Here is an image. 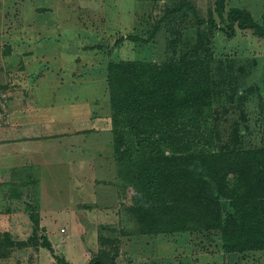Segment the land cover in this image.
<instances>
[{
  "label": "rangeland",
  "instance_id": "rangeland-1",
  "mask_svg": "<svg viewBox=\"0 0 264 264\" xmlns=\"http://www.w3.org/2000/svg\"><path fill=\"white\" fill-rule=\"evenodd\" d=\"M215 1L0 0V91L6 94L7 113L0 120V232L27 240L34 226L26 208L37 202L39 214L38 240L13 249L0 264H57L52 253L41 246L42 236L50 241L55 255L73 264L115 253L114 264H264V254L245 258L220 250L195 251L187 233L141 236L121 231L134 228L125 209L129 197L120 196L114 184L105 66L110 60L165 59L171 41L180 45L183 32L193 34L196 15L207 17L212 11L218 24L225 25L214 11ZM178 5L183 6L163 21L150 42L124 40L114 46L119 37L128 34L147 38L166 9ZM235 6L249 10L261 22L264 0H226V10ZM213 45L216 56L257 59L247 81L261 82L264 38L250 30L237 29L232 37L215 31ZM39 74L46 78L37 83ZM27 95L55 105L47 104L40 111V122L10 132L13 120L22 124L36 114L33 110L31 117L22 107ZM248 100L245 110L252 137L264 144V99L254 94ZM8 102L11 113H19L13 120ZM55 118L56 122L41 123ZM9 120L10 126L4 127ZM30 176L38 183L20 186L19 195L12 196V183L27 181ZM113 226L115 231L110 229ZM105 236L115 237L116 250L100 241Z\"/></svg>",
  "mask_w": 264,
  "mask_h": 264
},
{
  "label": "trees",
  "instance_id": "trees-1",
  "mask_svg": "<svg viewBox=\"0 0 264 264\" xmlns=\"http://www.w3.org/2000/svg\"><path fill=\"white\" fill-rule=\"evenodd\" d=\"M182 6L166 9L147 38L128 34L114 46L124 40L150 42ZM214 11L225 25L212 11L207 17L196 15L193 34L183 32L180 45L171 41L165 59L110 60L105 66L114 184L120 196L129 197L125 209L134 228L121 231L187 233L195 251L254 258L264 254V144L253 139L245 106L254 94L264 99V72L260 83H249L257 59L216 56L213 35L222 31L232 37L240 29L264 38V14L258 22L245 8L226 10V0H216ZM31 183L37 179L12 183L9 191L18 196V187ZM37 207L34 202L26 208L34 226L27 240L0 232V259L38 240ZM42 238L41 246L57 264H73L55 255L50 241ZM100 241L118 247L115 237ZM116 255H96L86 264H114Z\"/></svg>",
  "mask_w": 264,
  "mask_h": 264
},
{
  "label": "crops",
  "instance_id": "crops-1",
  "mask_svg": "<svg viewBox=\"0 0 264 264\" xmlns=\"http://www.w3.org/2000/svg\"><path fill=\"white\" fill-rule=\"evenodd\" d=\"M42 78V77H41ZM46 77L45 76H43V80L45 79ZM39 79V81H37V83L38 82H40V81H43L42 79L40 80V77L38 78ZM22 87V86H21ZM31 93V92H30ZM40 94H42L41 92H40ZM29 95V94H28ZM26 96L25 98L26 99H29V97H31L30 98V100H31V104L30 105H27V100L25 99V101H24V104L22 105V107H25L26 109H28L29 111H27L28 112V114L30 115V113H31V117H32V111L34 110L35 112H36V114L34 115V117L33 118H30L29 116H28V121L29 122H24V123H22V124H20V122H17V121H14L13 120V118H14V116H17V115H19V113L16 115L15 114V112L13 111L12 113H11V111H12V109L10 108V105H9V102H10V97L8 98V111L11 113L10 114V116H9V118L11 119V120H13V125L12 126H10V120H9V122L7 123V124H5L6 126H4V127H8V126H10L9 128H8V131H10V132H14V133H17L18 132V130L20 129V128H24V127H26L27 125V123H30V122H40L39 121V119L40 118H42V117H39V113H40V111H42L44 108H46V105L47 104H49L51 107H53L54 105H55V102H53V101H51V102H48L47 104H45V103H43V101L41 100V98L40 97H36V96ZM36 102L37 103H39V104H36ZM27 105V106H26ZM17 108H15V110H16ZM14 115V116H13ZM21 118H23V116L21 117ZM43 119V118H42ZM38 120V121H37ZM45 121H48V122H53V121H55L56 122V118L55 119H52V120H42L41 121V123H43V122H45ZM26 125V126H25ZM7 131V130H6ZM4 140H9V139H4ZM1 141V140H0ZM70 149L72 150V146H70ZM31 158V157H30ZM70 161H73V159L72 160H70ZM18 170H20V171H18V172H21V169H18Z\"/></svg>",
  "mask_w": 264,
  "mask_h": 264
},
{
  "label": "built area",
  "instance_id": "built-area-1",
  "mask_svg": "<svg viewBox=\"0 0 264 264\" xmlns=\"http://www.w3.org/2000/svg\"><path fill=\"white\" fill-rule=\"evenodd\" d=\"M5 97L6 94H4L3 92L0 91V120H3L7 117V113L5 111Z\"/></svg>",
  "mask_w": 264,
  "mask_h": 264
}]
</instances>
